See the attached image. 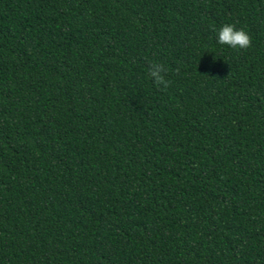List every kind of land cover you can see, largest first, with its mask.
<instances>
[{
  "label": "trees",
  "instance_id": "obj_1",
  "mask_svg": "<svg viewBox=\"0 0 264 264\" xmlns=\"http://www.w3.org/2000/svg\"><path fill=\"white\" fill-rule=\"evenodd\" d=\"M0 264H264V0H0Z\"/></svg>",
  "mask_w": 264,
  "mask_h": 264
},
{
  "label": "clouds",
  "instance_id": "obj_2",
  "mask_svg": "<svg viewBox=\"0 0 264 264\" xmlns=\"http://www.w3.org/2000/svg\"><path fill=\"white\" fill-rule=\"evenodd\" d=\"M217 42L227 45L232 49L246 50L252 47L251 37L243 30L237 29L234 24H224L217 33ZM165 68L163 64L151 62L148 76L157 87L166 90L171 81L165 78Z\"/></svg>",
  "mask_w": 264,
  "mask_h": 264
}]
</instances>
